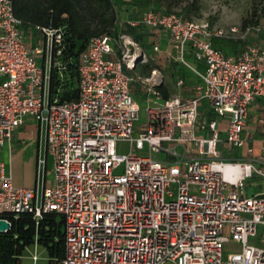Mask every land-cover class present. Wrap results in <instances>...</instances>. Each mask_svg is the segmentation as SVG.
Segmentation results:
<instances>
[{
	"label": "built area",
	"instance_id": "built-area-1",
	"mask_svg": "<svg viewBox=\"0 0 264 264\" xmlns=\"http://www.w3.org/2000/svg\"><path fill=\"white\" fill-rule=\"evenodd\" d=\"M121 25L147 28L154 53L165 35L164 54L200 80L187 99H163L148 85L153 102L138 128L140 107L124 72L137 63L134 42L120 35L122 55L109 59L115 39L91 38L78 59V99L51 100L63 28L37 27L32 45L14 0H0V147L32 116L46 125L54 159L53 182L42 181L39 200L0 163V221L61 216L65 253L56 264H264V189L245 193L252 178L264 185V148L254 156L245 133L250 106L264 104V48L226 54L215 43L235 40L236 28L176 13L148 9ZM240 148L244 160L223 155Z\"/></svg>",
	"mask_w": 264,
	"mask_h": 264
},
{
	"label": "trees",
	"instance_id": "trees-1",
	"mask_svg": "<svg viewBox=\"0 0 264 264\" xmlns=\"http://www.w3.org/2000/svg\"><path fill=\"white\" fill-rule=\"evenodd\" d=\"M122 1L124 7L116 5L114 0H14L15 16L21 21V28L32 45L38 39L37 27L63 28L61 53L58 55L56 48L53 52V60L60 62L63 68H51V100L57 99L62 103L78 99V59L91 38L109 36L117 39L126 34L133 37L134 43L142 45L150 31L144 26L121 25L126 16H137L148 9L157 14L175 13L166 0ZM189 14L190 10L186 8L181 16L189 20ZM215 45L226 54L238 55L250 45L256 44L224 40ZM157 65L160 68L161 65ZM135 70L136 65L132 69L124 67V72L130 78ZM156 70V67L145 63L136 73L148 77ZM162 93L163 98L167 99L165 91ZM8 221L10 230L0 233V264H20L23 251L34 244L44 247L48 264H56L64 258V223L61 216L48 213L37 222L31 215L10 216Z\"/></svg>",
	"mask_w": 264,
	"mask_h": 264
},
{
	"label": "crops",
	"instance_id": "crops-1",
	"mask_svg": "<svg viewBox=\"0 0 264 264\" xmlns=\"http://www.w3.org/2000/svg\"><path fill=\"white\" fill-rule=\"evenodd\" d=\"M133 17L138 18L139 16ZM125 18H127V16ZM151 37V33H149L146 37V41L152 44ZM118 39L119 37L117 40ZM117 40L115 39L114 43V53L108 56L109 59H119L122 55V50L120 49V44L118 45ZM128 40H130L129 37ZM130 41L134 42L133 40ZM159 42L161 51L159 53H154L151 46L150 56L159 60V64L163 66V70L166 69L170 72L172 83L168 84L162 76L159 77L158 74L160 72L157 70L153 71L148 77H142L134 72V74L131 75L130 83L132 96L135 94L138 97L137 99L147 102V86L154 82L156 89L161 93L162 98V91H165L168 98L179 96L182 99H187L193 97L194 87L199 83V78L194 73L188 75L186 69H183L177 64L173 60V57L170 58L164 54L168 49L167 37L165 35H161ZM137 50L139 53L136 52ZM133 54L134 59L141 54L139 46L135 48ZM141 55H144L147 60L146 54L142 53ZM189 60L194 63L199 70H203V65L201 63H195L192 58H189ZM139 61L141 62L137 61L136 65L138 63L143 65L147 62L142 61V57ZM179 79L183 80V86L181 87L177 86V81ZM157 87H161V89H158ZM135 101L137 102L136 99ZM245 133L248 134L247 147L253 149L254 156L259 154L260 150L264 148V104L262 102L256 101L250 106ZM223 151L225 153V158L238 160L237 158L239 156L231 155L230 150L224 149ZM0 163L4 165L5 175L9 176L12 179L13 184L17 187L37 190L38 174L40 170L42 171L43 183L45 185L51 184L53 182L52 171L54 159L48 152L47 148L46 125L32 116H26L23 123L14 130L11 141L0 147ZM246 186H253L255 188L249 195L260 193L264 189L263 183L257 178L250 179Z\"/></svg>",
	"mask_w": 264,
	"mask_h": 264
},
{
	"label": "rangeland",
	"instance_id": "rangeland-1",
	"mask_svg": "<svg viewBox=\"0 0 264 264\" xmlns=\"http://www.w3.org/2000/svg\"><path fill=\"white\" fill-rule=\"evenodd\" d=\"M122 2V0H114V3L116 5H121L122 7H124L125 4L123 5ZM166 2L170 4L171 11L180 16L184 9L189 8V20L191 21L209 22L212 26L222 28L225 31H229L230 28H236L239 33L237 34L236 39L232 41L240 40L253 42L256 45H250L249 47L254 46L264 48V0H166ZM126 36H128L130 40H133L132 36ZM126 36L124 40H128V37ZM121 41H123V39L117 40L118 45H121ZM137 46H139L141 54H146V63L148 65L156 67L157 71L160 72L158 76H162V78H164L168 84H171L172 78L170 77V72H168L166 69L163 70V66H160V69L157 65L159 63V60L153 58V56H150V48L152 44L145 41V43H143L142 45L137 43ZM228 46L231 47L232 45L229 43ZM130 49L132 50V53L135 52L134 47H131ZM228 50L230 49L228 48ZM136 52L139 53L138 50ZM141 54H139V56L135 59L138 62H141L139 61L142 57ZM141 68L142 64L138 63L136 65V70L133 71V74ZM186 72L188 73V75H191L193 73L189 69H186ZM133 96L137 100L140 107L139 120L136 124L138 128L146 123V110L149 107V104L153 102V100H150V103H148L141 99H137L138 97L135 94ZM160 102L161 101H158V103ZM134 136L136 137L137 134H134ZM230 154L233 156H239L237 158L238 160L245 159L243 148L230 149ZM223 155L225 156L224 151ZM159 157L163 158L165 157V155H154L155 159ZM254 189L255 188L253 186H246L245 193L249 195L250 192ZM33 256L37 257L36 261L33 260ZM20 264H48V257L44 247L38 244L27 247L23 251L20 259Z\"/></svg>",
	"mask_w": 264,
	"mask_h": 264
},
{
	"label": "water",
	"instance_id": "water-1",
	"mask_svg": "<svg viewBox=\"0 0 264 264\" xmlns=\"http://www.w3.org/2000/svg\"><path fill=\"white\" fill-rule=\"evenodd\" d=\"M41 183H42V171L38 174V185H37V197L40 199L41 195ZM10 230V225L6 221H0V233H4Z\"/></svg>",
	"mask_w": 264,
	"mask_h": 264
}]
</instances>
